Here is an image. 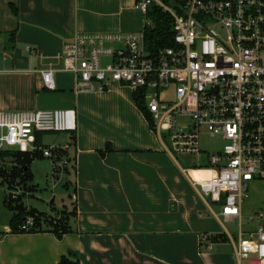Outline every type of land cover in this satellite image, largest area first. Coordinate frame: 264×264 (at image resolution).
Listing matches in <instances>:
<instances>
[{"label":"crops","instance_id":"crops-1","mask_svg":"<svg viewBox=\"0 0 264 264\" xmlns=\"http://www.w3.org/2000/svg\"><path fill=\"white\" fill-rule=\"evenodd\" d=\"M144 19L133 0H0V112L75 111V131L52 145L72 141L69 197L77 208L70 232L61 238L13 234L10 217L0 228V264H58L62 257L79 264H249L237 256L238 243L264 227L250 219L242 225L244 205L240 219L214 212L193 181L197 169H184L165 149L131 88L113 83L105 91L79 92L74 74L61 70L64 45L77 35L141 32ZM49 68L56 71L54 90L45 88L40 73ZM112 92L132 115L115 100L107 114L98 115L77 102L84 94L110 98ZM43 142L44 137L42 147L52 146ZM65 176L70 185V173ZM258 186L251 185L255 192ZM256 205L264 203L253 194L247 212ZM237 220L236 229L227 228ZM203 236L209 240L202 242Z\"/></svg>","mask_w":264,"mask_h":264},{"label":"built area","instance_id":"built-area-1","mask_svg":"<svg viewBox=\"0 0 264 264\" xmlns=\"http://www.w3.org/2000/svg\"><path fill=\"white\" fill-rule=\"evenodd\" d=\"M133 1L145 27L153 24L152 6L171 17L173 46L150 49L145 27L136 33L79 34L65 43L61 70L74 74L79 92L105 91L116 83L141 93L151 128L174 155L201 157L203 131L222 139L220 152L193 166L208 175L193 181L211 203L222 204L226 220L240 219L249 185L264 181V0ZM55 72H40L46 89H55ZM74 131L67 110L0 112V152L42 151L53 163V175L60 176L70 167L72 141L41 147L37 135ZM34 226L29 217L20 231ZM236 252L249 264H264V228L240 240Z\"/></svg>","mask_w":264,"mask_h":264},{"label":"rangeland","instance_id":"rangeland-1","mask_svg":"<svg viewBox=\"0 0 264 264\" xmlns=\"http://www.w3.org/2000/svg\"><path fill=\"white\" fill-rule=\"evenodd\" d=\"M145 20V19H144ZM146 23V21H145ZM111 91V90H110ZM132 89L130 91V95L132 97ZM124 95V93H122ZM128 95V92L125 93V97ZM112 97L110 98H97V94H84L81 95L80 98L77 100V102L81 99V102L83 105L87 107L88 112H90L93 115L98 114H107V107L108 104H110L111 100H115L112 103H118L121 107L122 112L125 115H132V110L129 108L127 103L124 101L123 98L120 97V95L115 94V92H112L110 95ZM80 103V102H79ZM81 104V103H80ZM69 111V110H68ZM71 113V117L74 120L76 118V113L74 110L69 111ZM79 111L77 110V114ZM65 133L63 134H46L44 136V145H52L53 143H61L63 144L65 141ZM163 141L166 147L172 151V144L170 142L168 134H163ZM201 148L203 155L201 157H193V156H179L175 155L177 159L179 160L181 166L184 169L191 168L195 165L196 162L203 163L205 161L206 155H211L216 152H220L223 149V146L225 144L224 141L220 138H212L210 135L203 131L200 138ZM31 174L33 181H29L26 186H21L18 184H14L13 188L9 187H2L0 186V228L3 230L5 225H8L10 217L12 218L13 214L10 211V209L4 204L3 197L5 194V197H7L11 201H17L18 199H21L22 203L29 209H36L41 213L49 215V217L53 220H58L62 217V213L64 211L67 212V209L62 208L64 205L69 208V210H72V201L69 197L73 194V187L72 184L74 183V172L72 165L68 167L70 176H68V180L71 181V184L68 188L62 187V183L64 180H66L65 173H60V176H54L53 175V166L50 160L42 158V159H36L34 163L31 166ZM59 173V172H58ZM191 174L196 177L197 179H200L203 177V175H206L203 171L193 170L191 171ZM257 184L260 186L255 192L253 188L251 187L252 184ZM252 184L248 187V194L249 197L246 199L243 203V214H242V220L241 223L244 227L249 225L248 219L250 217H253L254 224H260L261 227H264V218L261 220L258 219V215L260 213L264 214V205L262 206H254V209L247 212L248 204L252 200L253 194L254 198L260 200L264 203V181H256L252 182ZM258 186V187H259ZM74 197H72V200ZM52 200H54V207H52ZM254 203L255 202L254 199ZM53 208H55V211H53ZM212 209L215 213H220L222 210V204H213ZM68 210V211H69ZM54 214H53V212ZM46 212V213H45ZM68 213V212H67ZM31 217L28 216L25 221L22 223L21 226L25 225L27 222V219ZM33 218V217H32ZM258 220V221H257ZM239 221L237 220L234 223H228L227 228L232 230L236 229L238 227ZM19 227V230L21 228Z\"/></svg>","mask_w":264,"mask_h":264},{"label":"trees","instance_id":"trees-1","mask_svg":"<svg viewBox=\"0 0 264 264\" xmlns=\"http://www.w3.org/2000/svg\"><path fill=\"white\" fill-rule=\"evenodd\" d=\"M14 11L17 14V10L15 9ZM148 18H150L153 23L152 26L145 27V38L150 49L156 51L160 48L173 46L171 17L159 7L152 6L148 12ZM14 35L15 33L12 34L13 37ZM133 97L139 110L147 116L144 108V99L141 93H134ZM44 135L46 134L39 133L37 135L36 144L38 146L42 147V138ZM41 152L36 151L32 154L13 151L0 152V186L9 188H13L14 184L26 186L28 182L32 180L30 166L34 160L42 157L43 153ZM66 172L69 173V170H66ZM64 187L68 188L69 184L66 183ZM4 203L13 213L9 223L11 233L13 234L50 232L61 238L70 232V221L76 216L77 212L75 206L69 211L64 207L67 209L68 213L64 211L62 217L56 221L51 219L49 215L41 213L36 209L29 210L24 203H22L21 199L11 201L5 197ZM52 205V207H54V203H52ZM53 210H55V208H53ZM28 216L34 218L35 226L29 232H21L19 227ZM58 264H79V261L72 262L67 257H62Z\"/></svg>","mask_w":264,"mask_h":264},{"label":"bare ground","instance_id":"bare-ground-1","mask_svg":"<svg viewBox=\"0 0 264 264\" xmlns=\"http://www.w3.org/2000/svg\"><path fill=\"white\" fill-rule=\"evenodd\" d=\"M198 171H203V170H198ZM203 172H205V173H207L206 171H203ZM192 175V174H191ZM208 175V174H207ZM207 175H203V177H201L200 179H197L196 177H194L193 175V177L195 178V179H197L198 181H201L204 177H206Z\"/></svg>","mask_w":264,"mask_h":264},{"label":"water","instance_id":"water-1","mask_svg":"<svg viewBox=\"0 0 264 264\" xmlns=\"http://www.w3.org/2000/svg\"><path fill=\"white\" fill-rule=\"evenodd\" d=\"M66 183H67V181L64 180L61 186L64 187L66 185ZM52 203H54V200H52Z\"/></svg>","mask_w":264,"mask_h":264}]
</instances>
